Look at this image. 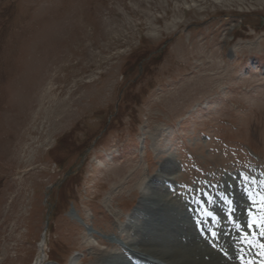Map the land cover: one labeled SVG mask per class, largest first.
<instances>
[{
  "label": "rangeland",
  "instance_id": "rangeland-1",
  "mask_svg": "<svg viewBox=\"0 0 264 264\" xmlns=\"http://www.w3.org/2000/svg\"><path fill=\"white\" fill-rule=\"evenodd\" d=\"M261 181L264 0H0V264H155L154 197Z\"/></svg>",
  "mask_w": 264,
  "mask_h": 264
},
{
  "label": "bare ground",
  "instance_id": "bare-ground-1",
  "mask_svg": "<svg viewBox=\"0 0 264 264\" xmlns=\"http://www.w3.org/2000/svg\"><path fill=\"white\" fill-rule=\"evenodd\" d=\"M236 186L237 183L234 189L221 186L218 195L222 191L224 194L219 210L224 211V216L216 215L213 222L208 220L201 226L199 212L189 210L186 197L162 193L154 197L161 209L150 210L151 214L155 213V222L138 229L140 236L131 243L132 247L142 255L156 257L159 262L149 260L155 264H264V224L256 218L259 215L264 220V209L257 207L259 201L253 197V186L246 184L240 189ZM230 191L233 194L225 198ZM173 208L176 209L172 211ZM192 216L200 218L193 228L189 226ZM209 225L214 232L206 229ZM197 228H202L201 235Z\"/></svg>",
  "mask_w": 264,
  "mask_h": 264
},
{
  "label": "snow or ice",
  "instance_id": "snow-or-ice-1",
  "mask_svg": "<svg viewBox=\"0 0 264 264\" xmlns=\"http://www.w3.org/2000/svg\"><path fill=\"white\" fill-rule=\"evenodd\" d=\"M262 234H264V233H262ZM262 255H264V253H262Z\"/></svg>",
  "mask_w": 264,
  "mask_h": 264
}]
</instances>
